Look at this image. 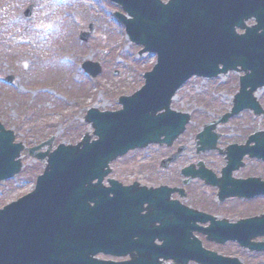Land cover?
<instances>
[{
  "label": "water",
  "instance_id": "1",
  "mask_svg": "<svg viewBox=\"0 0 264 264\" xmlns=\"http://www.w3.org/2000/svg\"><path fill=\"white\" fill-rule=\"evenodd\" d=\"M112 1L127 13H116L115 17L125 26L129 39L144 47L140 55L156 54L157 62L145 73V84L139 91L119 99L121 110L88 111L85 120L92 124L97 140L91 142L87 133L77 145L60 144L52 153L53 139L29 150L31 157L45 164V170L32 192L0 210V264H96L86 256L84 247L88 228L97 217L96 208L89 203L103 198L108 201L107 193H101V181L110 171L109 164L129 150L152 143L171 145L179 137L190 115L172 111L171 102L193 76L245 73L232 110L199 135L201 149L215 147L211 133L217 123L245 109L255 115L264 112L254 95L264 87V0ZM32 8L27 9V17H31ZM250 20L253 25L247 24ZM90 29L81 34L82 41L89 40L92 25ZM84 69L92 76L101 72L93 63H85ZM251 142L256 144L251 147ZM45 146H49L47 152H38ZM243 147L244 152L232 150L229 158H242L246 153L264 159V132L251 136ZM24 148L15 143L14 132L0 122V183L20 173ZM95 180L98 183L94 184ZM241 184V193L229 195L264 194V183L248 179ZM262 235L264 215L235 224L216 222L209 228L213 241H237L258 252L264 251V242L252 239ZM95 240L89 236L87 246ZM208 254H201L200 262L243 264L238 258L214 253L210 258Z\"/></svg>",
  "mask_w": 264,
  "mask_h": 264
},
{
  "label": "rangeland",
  "instance_id": "2",
  "mask_svg": "<svg viewBox=\"0 0 264 264\" xmlns=\"http://www.w3.org/2000/svg\"><path fill=\"white\" fill-rule=\"evenodd\" d=\"M31 3H35L34 14L26 20L24 11ZM116 11L123 12L122 7L109 0H0V122L15 132L16 142L25 145L22 171L0 185V209L32 191L43 173V163L28 155L29 148L52 137L54 149L60 143H78L86 132L92 135L93 128L84 119L87 111L93 107L119 109V96L131 95L141 87L143 74L156 63L155 55H139L141 47L128 39L124 26L114 18ZM90 23L95 34L80 43L79 34L88 30ZM84 61L98 63L102 72L95 77L86 74L81 69ZM238 75L231 72L216 80L193 78L179 90L172 107L192 114V133L202 132L206 124L232 108ZM9 77L12 83L6 82ZM258 98L264 108V90L258 92ZM235 120L250 123L252 132L259 124L264 126V113L255 116L245 111ZM226 127L223 130L231 131V137L243 129ZM248 138L237 144H245ZM185 140L190 143L179 164L214 159L206 153L197 154L193 137ZM138 152L115 160V171L138 170L148 163V154L169 150L151 147L141 159ZM243 212L248 213L238 217L249 219L264 214V208L248 203ZM236 246L230 247L232 256L245 264H264V251L254 253Z\"/></svg>",
  "mask_w": 264,
  "mask_h": 264
},
{
  "label": "flooded vegetation",
  "instance_id": "3",
  "mask_svg": "<svg viewBox=\"0 0 264 264\" xmlns=\"http://www.w3.org/2000/svg\"><path fill=\"white\" fill-rule=\"evenodd\" d=\"M237 80L239 86L240 75ZM228 112L205 127L218 122ZM242 114L214 125L211 135L215 139V147L211 149H201V132L192 133L190 121L172 145L158 143L146 149L134 150L140 151V159L151 147L169 150L148 154V163L140 169L117 172L112 164L109 174L101 181V193H107L108 201L103 198V201L89 203L97 212L84 244L89 260L96 264H204L200 262V255L207 252L210 258L214 253L243 262L230 254L231 246L242 247L238 243L231 240L217 242L209 238V228L213 223L235 224L246 220L238 216L248 213L243 212L248 203L256 204L259 209L264 208V202L257 201L264 199V194L253 197L229 195L242 192L240 189L244 187L241 181L253 179L264 183V159L250 157L246 153L242 158H229L232 150L237 154L244 152L243 146L247 145L252 135L264 132L262 124L251 132L250 123L236 121ZM236 125L243 129L232 137L231 131L223 130L226 126L233 128ZM187 136L193 137L192 144H195L197 154L206 153V156H213L214 159H196L179 164L188 150L190 142H186ZM245 138H248L245 144H237V141ZM254 145L255 142L250 144L251 147ZM181 147L183 152L173 156ZM129 154L124 157L130 158ZM242 171L250 173L239 175ZM120 173L124 176H119ZM89 236L96 240L87 246ZM261 238L264 235L252 240L264 242Z\"/></svg>",
  "mask_w": 264,
  "mask_h": 264
}]
</instances>
